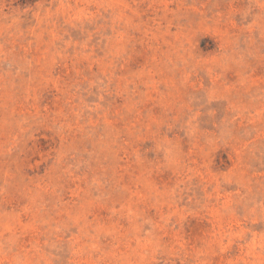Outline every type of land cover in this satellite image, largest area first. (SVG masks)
<instances>
[{
    "label": "rangeland",
    "instance_id": "obj_1",
    "mask_svg": "<svg viewBox=\"0 0 264 264\" xmlns=\"http://www.w3.org/2000/svg\"><path fill=\"white\" fill-rule=\"evenodd\" d=\"M0 264H264V0H0Z\"/></svg>",
    "mask_w": 264,
    "mask_h": 264
}]
</instances>
